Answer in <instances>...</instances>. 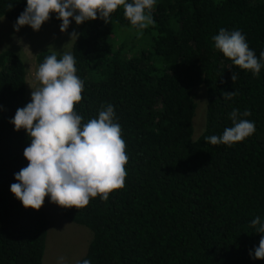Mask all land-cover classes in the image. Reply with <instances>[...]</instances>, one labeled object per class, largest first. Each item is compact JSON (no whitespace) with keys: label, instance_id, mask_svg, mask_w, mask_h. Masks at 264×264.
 Here are the masks:
<instances>
[{"label":"trees","instance_id":"obj_1","mask_svg":"<svg viewBox=\"0 0 264 264\" xmlns=\"http://www.w3.org/2000/svg\"><path fill=\"white\" fill-rule=\"evenodd\" d=\"M26 6L27 0H0V17L16 23ZM152 16L143 45L128 56L115 39L117 26L132 27L123 6L110 23L81 24L72 46L84 82L75 110L87 123L111 104L129 157L125 186L106 201L97 196L82 209L60 207L93 232L78 262L264 264L250 255L261 239L251 221L264 222V67L254 76L212 40L221 28L239 30L260 58L264 0H156ZM50 20L62 22L56 14ZM52 52H38V66ZM202 84L206 124L194 138L195 90ZM225 91L236 95L225 100ZM26 93L24 61L1 51L0 264H43L46 247L45 210L25 209L10 190L28 164L23 153L31 138L10 122L26 106ZM234 109L251 112L241 118L255 123V133L231 146L206 143L233 126Z\"/></svg>","mask_w":264,"mask_h":264},{"label":"clouds","instance_id":"obj_2","mask_svg":"<svg viewBox=\"0 0 264 264\" xmlns=\"http://www.w3.org/2000/svg\"><path fill=\"white\" fill-rule=\"evenodd\" d=\"M155 4L156 0H27L14 28L19 31L27 25L40 31L56 14L62 21L60 31L67 32L73 19L77 25L98 18L110 23L111 15L123 6L131 26L138 30V35H143L144 29L155 24L152 16ZM70 35L78 39L75 31ZM212 40L214 47L234 65L259 76L264 67L261 63L264 51L257 58L241 31L221 28ZM35 76L40 86L31 87V102L18 108L10 121L16 131L23 129L31 138L23 153L28 164L15 174L17 183L10 186L11 192L25 209L37 211L46 198L62 208L77 210L88 206L90 199L97 196L106 201L110 193L125 186V165L129 160L114 107L109 104L98 118L82 123L83 117L75 105L83 99L84 82L77 75L76 59L69 52L61 55L53 51L47 55ZM236 79L233 73L232 80ZM222 95L230 100L236 93L225 91ZM250 115V111L241 114L234 109L229 114L233 126L225 128L222 135L205 137L206 143L231 146L250 137L256 131L255 123L241 118ZM250 226L261 234L258 247L250 255L264 260V222L257 216ZM78 264L91 261L85 259Z\"/></svg>","mask_w":264,"mask_h":264},{"label":"rangeland","instance_id":"obj_3","mask_svg":"<svg viewBox=\"0 0 264 264\" xmlns=\"http://www.w3.org/2000/svg\"><path fill=\"white\" fill-rule=\"evenodd\" d=\"M61 23L49 20L42 25L40 31H35L27 25L16 31L14 22L6 17H0V52L11 49L24 61L27 103L31 102L32 88L40 86L35 76L38 69L36 60L38 52L49 50L58 51L61 55L64 52L72 54V46L76 38L72 39L70 34L73 31L78 33L80 25L71 23L67 32H61ZM115 35L118 46L123 43L125 47L123 53L128 56L138 51L147 34L145 29L143 35H138V30L135 28L117 26ZM195 101L197 107L193 120V137L197 138L206 124L207 94L204 84L196 88ZM42 208L49 219L43 264H60L61 258L63 264H76L87 252L93 238L92 230L65 217L60 206L52 203L50 198H46Z\"/></svg>","mask_w":264,"mask_h":264}]
</instances>
